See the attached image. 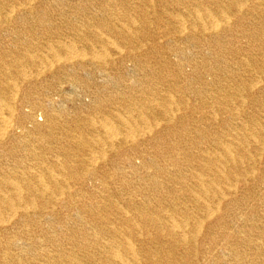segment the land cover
<instances>
[{"label":"bare ground","instance_id":"obj_1","mask_svg":"<svg viewBox=\"0 0 264 264\" xmlns=\"http://www.w3.org/2000/svg\"><path fill=\"white\" fill-rule=\"evenodd\" d=\"M0 264H264V0H0Z\"/></svg>","mask_w":264,"mask_h":264},{"label":"rangeland","instance_id":"obj_2","mask_svg":"<svg viewBox=\"0 0 264 264\" xmlns=\"http://www.w3.org/2000/svg\"><path fill=\"white\" fill-rule=\"evenodd\" d=\"M130 65V64H129ZM70 94L72 93V91L71 92H69ZM84 103H83V105H85V103H86V105H87V103H88V97H85L84 98V101H83ZM80 105V104H79Z\"/></svg>","mask_w":264,"mask_h":264}]
</instances>
